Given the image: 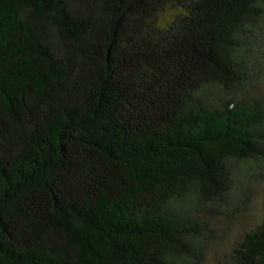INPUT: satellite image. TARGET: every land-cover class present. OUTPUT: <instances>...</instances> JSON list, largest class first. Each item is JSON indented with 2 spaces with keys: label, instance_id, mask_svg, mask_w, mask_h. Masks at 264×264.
I'll use <instances>...</instances> for the list:
<instances>
[{
  "label": "trees",
  "instance_id": "16d2710c",
  "mask_svg": "<svg viewBox=\"0 0 264 264\" xmlns=\"http://www.w3.org/2000/svg\"><path fill=\"white\" fill-rule=\"evenodd\" d=\"M263 34L264 0H0V264H199L264 177Z\"/></svg>",
  "mask_w": 264,
  "mask_h": 264
},
{
  "label": "rangeland",
  "instance_id": "374dc122",
  "mask_svg": "<svg viewBox=\"0 0 264 264\" xmlns=\"http://www.w3.org/2000/svg\"><path fill=\"white\" fill-rule=\"evenodd\" d=\"M174 16V10L169 9L162 14V20ZM261 49L258 53V63L251 72V81L248 86L240 91L250 96L258 97L264 105V34ZM252 66V64H251ZM254 167H261L264 171V161L257 160ZM250 166V163H248ZM254 171H251L253 175ZM262 176V175H261ZM253 175L250 183V201L243 207L238 204L236 211L230 215L211 214L207 218L210 228L204 232L203 255L199 264H233L232 251L243 233L259 224L264 219V177ZM264 176V175H263Z\"/></svg>",
  "mask_w": 264,
  "mask_h": 264
}]
</instances>
